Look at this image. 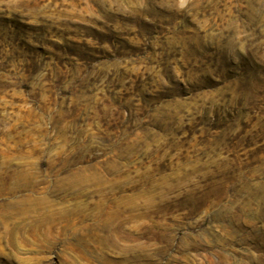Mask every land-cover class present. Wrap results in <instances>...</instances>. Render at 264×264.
<instances>
[{"label": "rangeland", "instance_id": "374dc122", "mask_svg": "<svg viewBox=\"0 0 264 264\" xmlns=\"http://www.w3.org/2000/svg\"><path fill=\"white\" fill-rule=\"evenodd\" d=\"M0 264H264V0H0Z\"/></svg>", "mask_w": 264, "mask_h": 264}, {"label": "trees", "instance_id": "16d2710c", "mask_svg": "<svg viewBox=\"0 0 264 264\" xmlns=\"http://www.w3.org/2000/svg\"><path fill=\"white\" fill-rule=\"evenodd\" d=\"M69 54H72V53H69Z\"/></svg>", "mask_w": 264, "mask_h": 264}]
</instances>
